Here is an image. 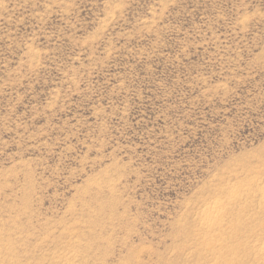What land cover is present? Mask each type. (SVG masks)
Returning <instances> with one entry per match:
<instances>
[{"label":"rangeland","instance_id":"1","mask_svg":"<svg viewBox=\"0 0 264 264\" xmlns=\"http://www.w3.org/2000/svg\"><path fill=\"white\" fill-rule=\"evenodd\" d=\"M261 186L264 0H0V264H264Z\"/></svg>","mask_w":264,"mask_h":264},{"label":"bare ground","instance_id":"2","mask_svg":"<svg viewBox=\"0 0 264 264\" xmlns=\"http://www.w3.org/2000/svg\"><path fill=\"white\" fill-rule=\"evenodd\" d=\"M260 188V187H259ZM257 189V188H256ZM259 189H257V191H258ZM253 191H254V189H253ZM256 191V190H255ZM260 191V198H258V199H260V204L262 205V206H264V188H262V186H261V190H259ZM248 195H250V193L248 194ZM253 194H251V196H252ZM234 196H235V193H234ZM254 196V195H253ZM256 196H257V193H256ZM259 197V196H258ZM257 198V197H256ZM236 199V198H235ZM218 203V202H217ZM218 208H219V205L218 204H215L214 203V205L212 206V207H210V208H208L206 211H204L203 212V217H204V221L210 226V228H211V226L212 225H214V224H216L217 223V218H215V219H213L212 220V214H214V213H216L217 212V210H218ZM262 209V208H261ZM259 219V218H258ZM221 220V219H220ZM253 221V220H252ZM217 225V224H216ZM260 225V224H259ZM209 228V229H210ZM248 232V231H247ZM263 246V245H262ZM252 248V247H251ZM250 248V249H251ZM215 248H214V244H211L210 246H208V251H212V250H214ZM256 251V254H257V256H264V247H258L256 250L254 249V247L252 248V251ZM223 262H222V260H221V258H219V257H217V260H216V264H222Z\"/></svg>","mask_w":264,"mask_h":264}]
</instances>
